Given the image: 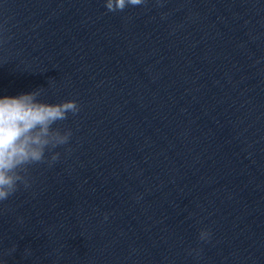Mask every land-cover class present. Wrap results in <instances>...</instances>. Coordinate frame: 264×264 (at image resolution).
<instances>
[{
    "label": "clouds",
    "instance_id": "clouds-1",
    "mask_svg": "<svg viewBox=\"0 0 264 264\" xmlns=\"http://www.w3.org/2000/svg\"><path fill=\"white\" fill-rule=\"evenodd\" d=\"M145 3L146 0H105V8L108 12H122ZM42 90L0 97V202L13 196L20 185L30 186L27 173L31 165L51 166L58 161L60 153L53 150L68 144L72 136L70 129L61 131L53 125L67 120L69 113L76 115L79 104L75 100L44 102L39 99ZM210 235V231L202 230L200 239L207 240Z\"/></svg>",
    "mask_w": 264,
    "mask_h": 264
}]
</instances>
